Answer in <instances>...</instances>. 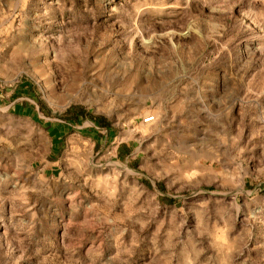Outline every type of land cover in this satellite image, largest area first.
<instances>
[{"label": "rangeland", "instance_id": "1", "mask_svg": "<svg viewBox=\"0 0 264 264\" xmlns=\"http://www.w3.org/2000/svg\"><path fill=\"white\" fill-rule=\"evenodd\" d=\"M0 264H264V0H0Z\"/></svg>", "mask_w": 264, "mask_h": 264}, {"label": "built area", "instance_id": "2", "mask_svg": "<svg viewBox=\"0 0 264 264\" xmlns=\"http://www.w3.org/2000/svg\"><path fill=\"white\" fill-rule=\"evenodd\" d=\"M153 120H154V118L151 117V118H147V119L145 120V122H146V123H149V122H152Z\"/></svg>", "mask_w": 264, "mask_h": 264}]
</instances>
